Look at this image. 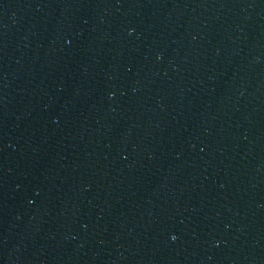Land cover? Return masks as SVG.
Masks as SVG:
<instances>
[{
	"label": "water",
	"instance_id": "1",
	"mask_svg": "<svg viewBox=\"0 0 264 264\" xmlns=\"http://www.w3.org/2000/svg\"><path fill=\"white\" fill-rule=\"evenodd\" d=\"M143 264H264V0H0Z\"/></svg>",
	"mask_w": 264,
	"mask_h": 264
}]
</instances>
